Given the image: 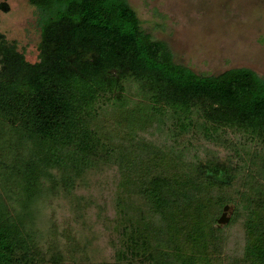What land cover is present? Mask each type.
Returning <instances> with one entry per match:
<instances>
[{"label": "trees", "instance_id": "16d2710c", "mask_svg": "<svg viewBox=\"0 0 264 264\" xmlns=\"http://www.w3.org/2000/svg\"><path fill=\"white\" fill-rule=\"evenodd\" d=\"M26 1L35 60L0 33V264H264V75L175 63L126 0Z\"/></svg>", "mask_w": 264, "mask_h": 264}, {"label": "rangeland", "instance_id": "374dc122", "mask_svg": "<svg viewBox=\"0 0 264 264\" xmlns=\"http://www.w3.org/2000/svg\"><path fill=\"white\" fill-rule=\"evenodd\" d=\"M126 1L141 28L167 44L175 63L203 75L231 68L264 75V0ZM0 5V33L33 62L39 12L26 0Z\"/></svg>", "mask_w": 264, "mask_h": 264}, {"label": "water", "instance_id": "95a60500", "mask_svg": "<svg viewBox=\"0 0 264 264\" xmlns=\"http://www.w3.org/2000/svg\"><path fill=\"white\" fill-rule=\"evenodd\" d=\"M227 211H228V206L227 205L223 206L222 211H221L218 219L216 220L217 226H222V225L227 223V221H228Z\"/></svg>", "mask_w": 264, "mask_h": 264}]
</instances>
